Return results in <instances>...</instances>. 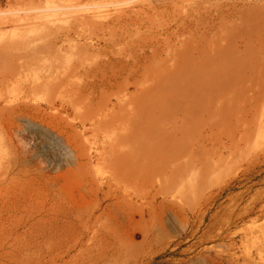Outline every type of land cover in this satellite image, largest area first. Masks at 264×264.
Wrapping results in <instances>:
<instances>
[{
  "label": "rangeland",
  "instance_id": "rangeland-1",
  "mask_svg": "<svg viewBox=\"0 0 264 264\" xmlns=\"http://www.w3.org/2000/svg\"><path fill=\"white\" fill-rule=\"evenodd\" d=\"M0 264H264V0H0Z\"/></svg>",
  "mask_w": 264,
  "mask_h": 264
}]
</instances>
